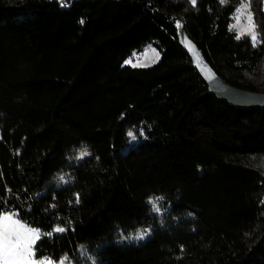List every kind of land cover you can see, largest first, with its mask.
Wrapping results in <instances>:
<instances>
[{
    "label": "trees",
    "instance_id": "trees-1",
    "mask_svg": "<svg viewBox=\"0 0 264 264\" xmlns=\"http://www.w3.org/2000/svg\"><path fill=\"white\" fill-rule=\"evenodd\" d=\"M242 1L0 0V210L41 231L36 257L264 264V108L210 92L177 27L264 91V0L255 45L231 27ZM149 42L157 62L125 63Z\"/></svg>",
    "mask_w": 264,
    "mask_h": 264
},
{
    "label": "snow or ice",
    "instance_id": "snow-or-ice-1",
    "mask_svg": "<svg viewBox=\"0 0 264 264\" xmlns=\"http://www.w3.org/2000/svg\"><path fill=\"white\" fill-rule=\"evenodd\" d=\"M224 2L225 0H221V3ZM61 3L63 5V0H61ZM190 3L195 6L196 0H190ZM244 7H246V5L241 3V7L236 11L240 12ZM237 19L239 18L237 17ZM248 19L249 22H251L250 15ZM177 27H180L179 23H177ZM232 27L235 28L236 25H233ZM246 33L251 35V40L255 45L257 36L254 32V25L241 31V35ZM236 38L239 39L240 36H237ZM130 62L131 61H126L125 63ZM129 135L131 136L132 134L129 133ZM88 155L89 153L84 150L79 153V158H83ZM77 202H79L78 197ZM149 202L152 205V210L159 213L160 208L156 200H150ZM17 215L18 213L3 212L0 210V264H56V262L50 257H42L40 260L35 259L33 246L35 245L36 241L40 239V230L28 228L18 219H15ZM65 230L66 229L59 227L55 229L57 232H64ZM148 232H150V229L146 231H140L134 238L136 240L144 239ZM45 235L50 236L51 233H45ZM131 238L132 237H129V239ZM66 259L67 257L62 258L59 264H64Z\"/></svg>",
    "mask_w": 264,
    "mask_h": 264
},
{
    "label": "water",
    "instance_id": "water-1",
    "mask_svg": "<svg viewBox=\"0 0 264 264\" xmlns=\"http://www.w3.org/2000/svg\"><path fill=\"white\" fill-rule=\"evenodd\" d=\"M179 41L192 59L194 66L208 84L210 92L242 108H264V91L239 87L226 81L204 57L196 41L187 33L186 20L179 16Z\"/></svg>",
    "mask_w": 264,
    "mask_h": 264
},
{
    "label": "rangeland",
    "instance_id": "rangeland-1",
    "mask_svg": "<svg viewBox=\"0 0 264 264\" xmlns=\"http://www.w3.org/2000/svg\"><path fill=\"white\" fill-rule=\"evenodd\" d=\"M241 3H244L246 7L242 8L240 12H237L236 10L241 7ZM241 3L237 6L234 12L233 19L231 21V27L233 25H236L235 28L233 27L232 28L236 30L239 35H241L242 30H245L249 27H252V25H254V32L258 40V32L255 28L254 13L251 8V2L250 0H243ZM249 15L251 16V22H249V19H248ZM237 17L239 19H237ZM246 35H249L251 37L250 34L246 33ZM161 55H162V52L160 48L158 47V45L155 42H149L145 45V47L141 51L135 52L131 56L127 57L125 62L131 61L130 63H127V64L136 65V66H148V65H151L157 62L161 58ZM84 150L88 152V149L86 147H81L80 150L78 151V154ZM4 212H12V211H4ZM15 219H18L22 224L26 225L28 228L38 229V228L28 225L25 221H22L18 217H15ZM33 249H34V246H33ZM41 258L42 257L35 256L36 260H40ZM60 261H58V264Z\"/></svg>",
    "mask_w": 264,
    "mask_h": 264
}]
</instances>
